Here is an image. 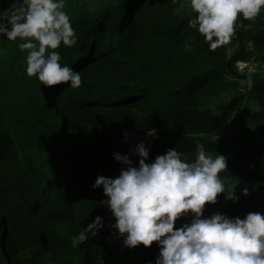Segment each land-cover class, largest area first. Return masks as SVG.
<instances>
[{"label":"trees","instance_id":"obj_1","mask_svg":"<svg viewBox=\"0 0 264 264\" xmlns=\"http://www.w3.org/2000/svg\"><path fill=\"white\" fill-rule=\"evenodd\" d=\"M65 10L78 44L58 51L62 63L81 73L79 88L45 87L27 77L35 100L29 116L19 90L3 79L13 52L0 50V264L154 261L156 242L122 247L117 231L107 227L115 221L102 203V187L92 188L99 175H119L113 153L125 154L127 129H157L150 161L168 148L194 159L197 141L213 156H228L221 175L234 178L228 190L236 184L239 199L219 194L216 204L206 205V216L264 213V12L250 30L209 50L188 25L195 14L186 0H112L87 10L67 3ZM186 41L191 51H184ZM239 62L254 71L240 74ZM97 215L105 227L74 248L72 237ZM11 246L22 257L9 262Z\"/></svg>","mask_w":264,"mask_h":264},{"label":"clouds","instance_id":"obj_2","mask_svg":"<svg viewBox=\"0 0 264 264\" xmlns=\"http://www.w3.org/2000/svg\"><path fill=\"white\" fill-rule=\"evenodd\" d=\"M178 0H172L177 3ZM195 14L190 28L203 36L209 50L228 45L238 30L248 31L264 12V0H186ZM184 4L176 9L183 10ZM11 11H0V37L19 41L26 51L25 74L41 85L82 84V75L62 63V46H77L78 37L66 9V0H12ZM250 23L244 24L243 21ZM193 38H189L191 40ZM192 44L185 42L184 51ZM148 136L157 138V129ZM194 159L168 148L149 160V148L141 141L129 154L113 153L121 164L116 177L97 176L92 188L103 189L102 203L114 218L109 229L117 231L122 247H149L156 242L154 261L146 264H264V213L248 212L243 218L215 212L205 215L206 205L216 204L218 195L238 201L234 179L221 175L228 168L226 156L209 152L197 141ZM138 157L134 162L132 156ZM228 171V170H227ZM247 196V187L241 190ZM187 220L177 226L178 221ZM105 227L104 218L95 216L77 235L73 247L85 244Z\"/></svg>","mask_w":264,"mask_h":264},{"label":"rangeland","instance_id":"obj_3","mask_svg":"<svg viewBox=\"0 0 264 264\" xmlns=\"http://www.w3.org/2000/svg\"><path fill=\"white\" fill-rule=\"evenodd\" d=\"M112 0H66L67 3H70L72 6L81 8L83 10L92 9L93 5L104 3L108 4ZM114 1V0H113ZM12 0H6L5 3L1 4L0 11H11L10 5ZM19 41H9L4 37H0V50L5 52H13L12 57L5 63L3 69V79L5 83L11 88L18 89V97L20 99V106L23 112L29 116L33 115V104L34 103V90L28 88L29 85L27 75L25 74V57L27 55L26 51H21L18 48ZM24 62V63H23ZM24 64V71H22V64ZM238 72L240 74H249L254 71L255 66L250 64H243L242 62L237 63ZM246 81L244 79L240 82L241 90H244L246 86ZM21 88V89H20ZM10 243H13V240H10ZM22 257V252L19 249H16L15 246H11L10 253L8 256V261L12 262L13 259H20Z\"/></svg>","mask_w":264,"mask_h":264},{"label":"built area","instance_id":"obj_4","mask_svg":"<svg viewBox=\"0 0 264 264\" xmlns=\"http://www.w3.org/2000/svg\"><path fill=\"white\" fill-rule=\"evenodd\" d=\"M155 138L148 136V134H140L134 128L127 129L122 133V144L125 147V154H129L130 149H133L139 142L143 141L146 143V146L149 148V154L153 147V141ZM226 156L228 160V156ZM131 158H137L136 156H132Z\"/></svg>","mask_w":264,"mask_h":264}]
</instances>
